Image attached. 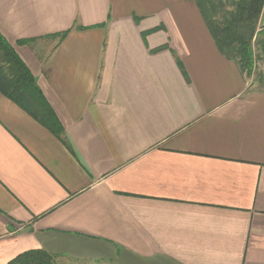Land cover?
<instances>
[{
    "label": "crops",
    "instance_id": "crops-1",
    "mask_svg": "<svg viewBox=\"0 0 264 264\" xmlns=\"http://www.w3.org/2000/svg\"><path fill=\"white\" fill-rule=\"evenodd\" d=\"M200 15L194 0H0L66 142L0 92V264L29 249L264 264V82Z\"/></svg>",
    "mask_w": 264,
    "mask_h": 264
},
{
    "label": "trees",
    "instance_id": "trees-1",
    "mask_svg": "<svg viewBox=\"0 0 264 264\" xmlns=\"http://www.w3.org/2000/svg\"><path fill=\"white\" fill-rule=\"evenodd\" d=\"M221 54L233 58L245 72L251 69L252 45L264 30L256 31L264 0H231L230 11L222 0H194ZM220 15V17H217ZM66 32L60 33L63 36ZM259 42L264 52V38ZM259 46V44H257ZM36 78L10 44L0 34V92L62 140L63 128L46 102ZM53 257L42 249L23 251L6 264H54Z\"/></svg>",
    "mask_w": 264,
    "mask_h": 264
},
{
    "label": "rangeland",
    "instance_id": "rangeland-1",
    "mask_svg": "<svg viewBox=\"0 0 264 264\" xmlns=\"http://www.w3.org/2000/svg\"><path fill=\"white\" fill-rule=\"evenodd\" d=\"M219 1V0H217ZM221 2H223V4H225L224 8H221L219 10V14L223 11H230L232 8V5L229 4V2H231V0H222ZM217 17H220V15H217ZM259 38H264V33H259L258 37L256 38L258 41H256V46L255 44L252 45V65L251 69L249 68V70H247L246 73H248L249 75H251L252 79H256L258 80L260 83L264 82V52H262V47L261 44L259 42H261L262 40H260ZM259 44V46L257 45ZM54 264H62L61 261H59L58 259H53ZM65 263V262H64Z\"/></svg>",
    "mask_w": 264,
    "mask_h": 264
},
{
    "label": "built area",
    "instance_id": "built-area-1",
    "mask_svg": "<svg viewBox=\"0 0 264 264\" xmlns=\"http://www.w3.org/2000/svg\"><path fill=\"white\" fill-rule=\"evenodd\" d=\"M256 31L264 30V17L259 19Z\"/></svg>",
    "mask_w": 264,
    "mask_h": 264
}]
</instances>
